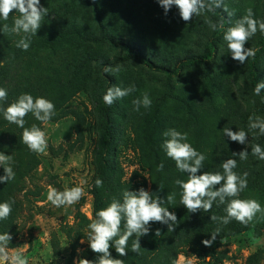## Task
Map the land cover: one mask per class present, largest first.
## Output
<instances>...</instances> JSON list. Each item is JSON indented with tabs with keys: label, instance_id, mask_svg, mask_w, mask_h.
Instances as JSON below:
<instances>
[{
	"label": "rangeland",
	"instance_id": "rangeland-1",
	"mask_svg": "<svg viewBox=\"0 0 264 264\" xmlns=\"http://www.w3.org/2000/svg\"><path fill=\"white\" fill-rule=\"evenodd\" d=\"M224 2L234 15L230 18L221 9L225 24L213 59L184 68L171 77L149 70L135 58L116 62L131 46L155 64L173 70L181 59L207 53L215 31L205 20L218 24L217 18L203 13L185 22L175 5L165 13L158 0H49L40 2L49 12L31 42L61 30H77L85 38L71 37L54 50L40 51L17 48L22 33L2 32L5 23L13 25L18 12L13 10L7 21L0 18V64L21 82L23 93L50 100L56 112L47 124L34 116L29 121V127L35 124L46 133L48 147L44 154L34 153L36 166L25 177L23 207L16 222L17 234L13 236L15 245L8 246L10 252H22L28 264L98 260L101 254L91 250L86 236L94 219L92 191L96 187L95 154L102 137L103 96L112 86L135 85V92L109 106L114 125L111 162L115 173L99 188L104 190L106 207L113 198L122 199L124 190L144 188L165 201L163 206L175 213L177 224L169 232L168 225L150 222L149 233L139 238V253L131 251L135 235L128 241L126 256H120L110 242L112 258L125 264H264L261 213H257L246 231L213 241L204 252L184 243L187 212L180 203L182 189L175 181L187 180L188 174L180 172L162 148L166 130L174 128L187 133V142L206 156L197 175L222 172L223 161L236 159L234 171L248 173L247 188L238 198L256 199L264 207V160L251 154L256 144L264 148V135L248 127L249 116L264 118V98L255 95L250 86L251 58L244 64L233 60L223 39L224 31L248 7L253 9L255 19L264 20L263 0ZM261 35L258 31L245 48H258ZM117 64L121 66L119 72L104 73L105 66ZM258 78L264 82V50ZM12 88L10 85L9 89ZM144 93L149 95L151 107L135 111L132 101L142 98ZM224 127L246 131V142L231 141L223 134ZM244 150L249 152L247 160L232 156L233 152ZM161 162L164 168L158 171ZM75 186L84 189L77 203L55 207L48 201L50 188L63 191ZM169 193L175 194L171 204L166 201ZM157 229L160 236L155 234ZM209 256L210 262L206 259Z\"/></svg>",
	"mask_w": 264,
	"mask_h": 264
},
{
	"label": "clouds",
	"instance_id": "clouds-1",
	"mask_svg": "<svg viewBox=\"0 0 264 264\" xmlns=\"http://www.w3.org/2000/svg\"><path fill=\"white\" fill-rule=\"evenodd\" d=\"M159 4L167 13L173 5L179 9V15L185 22L190 21L194 16H201L204 12L215 13L218 9H222L232 17L234 12L229 11L224 0H158ZM19 13L14 19L11 27L7 23L3 25V33L23 34L21 39L16 43V47L27 51L31 45L33 36L42 25V21L47 16L49 10L40 4V0H0V18L7 21L10 13ZM255 14L251 7L246 8L245 14L235 21L233 26L224 31L223 39L227 42L228 51L231 58L244 64L249 58H255L259 48H245V44L258 31L264 34V20L254 18ZM212 31L224 29V20L213 23L211 20H205ZM3 65L0 64V67ZM120 65L115 67L105 66L104 73H116L120 71ZM261 89H264V82H258L254 88V94L259 96ZM136 91L135 85L127 88L112 86L107 89L103 96L106 105L111 106L114 102L122 99ZM8 97L7 90L0 87V102L6 101ZM134 110L139 111L141 107L150 108L152 101L147 93L142 98L132 101ZM0 112L9 123L23 129L22 142L28 149L37 154H44L48 144L46 133L40 127L33 124L30 128L25 127V117L31 113L36 120L47 124L53 116H55V105L44 97L34 98L31 94L23 93L19 95L17 100L6 108L0 107ZM249 129L258 130L260 135H264V118L259 116H249ZM223 134L233 142L244 144L248 133L242 129L232 131L229 127H224ZM163 135L166 139L163 141L162 148L167 157L175 162L176 168L187 173V180L177 179L175 181L181 189L180 203L188 210L195 213L198 210L208 212L212 209L214 202L221 205L226 204L224 216H211V221H218L227 225L235 220L245 226L254 220L257 213L264 214V207L256 199H239V194L247 188L248 173L242 175L234 171L237 167V160L229 158L222 162V172H204L197 175L198 171L204 167L206 156L197 151L188 141V134L181 133L174 128L166 130ZM251 154L259 160H264V148L259 144L251 148ZM241 161L247 160L249 152L244 150L239 153H232ZM12 155H5L0 152V166H3L5 175L0 176V183H7L15 178L13 168L10 166ZM164 164L161 162L157 170L162 171ZM219 185V188L216 186ZM96 187H102L103 181L96 179ZM162 188V186H160ZM84 195V189L80 186L65 188L58 191L50 188L47 193V199L55 207L65 205H73L77 203ZM175 194L169 193L166 197L167 203L174 202ZM13 201L0 203V220L7 219L12 212ZM158 196H154L144 188L138 191L122 192V199L113 198L107 207L100 209L95 213V219L91 220L88 225L87 241L89 247L95 253L101 254L96 261L88 259H78L74 264H125L121 259H114L109 251L110 242L114 243L115 250L120 256L127 255L128 241L135 235L131 251L139 253L141 249L139 238L149 233L150 222H159L168 225V231H174L177 224L175 213L170 212L168 207L163 206ZM123 225V228H122ZM220 229L217 228L211 233V239H205L202 243L206 247H211L213 241L219 234ZM156 236H160V230H156ZM12 239L8 232L0 234V261H6L7 264H28L27 258L20 251L10 252L8 244ZM84 241L82 240L81 243ZM209 262L211 256L206 258ZM175 264V262H173Z\"/></svg>",
	"mask_w": 264,
	"mask_h": 264
},
{
	"label": "trees",
	"instance_id": "trees-1",
	"mask_svg": "<svg viewBox=\"0 0 264 264\" xmlns=\"http://www.w3.org/2000/svg\"><path fill=\"white\" fill-rule=\"evenodd\" d=\"M49 0H40V2ZM215 18L220 22L221 18L224 20V14L221 9H218L214 14L209 12H204ZM263 16H264V0H263ZM223 29H218L214 32L212 38L207 45V53L204 55H194L181 59L174 69H168L164 66H160L146 58L142 53L134 47L127 46L125 48V56L118 59L116 63L125 62L132 58L138 60L140 64L148 68L151 71L163 73L168 77L173 75H179L184 68L191 66H200L213 59L216 42L218 37L222 34ZM84 39L81 33L77 30H61L59 33H47L44 36L31 42L30 47L35 51L51 49L54 50L58 47L61 42L71 38ZM259 51L256 53L255 58H251L249 62L248 72L250 86L254 91L256 83L260 82L258 78V64L260 60V55L264 50V34L261 35L258 42ZM11 85V90L9 89ZM0 87L7 90L8 97L6 101L0 102V107L6 108L11 103L15 102L19 95H21L24 90H22V84L14 77L12 78L8 69L5 66L0 67ZM264 98V89H261V94ZM33 115L29 113L25 117V127L30 128L29 121L32 120ZM22 132L23 129L16 126L13 123H9L4 119L3 113L0 112V152L5 155H12V161L10 166L13 168L15 173V178L8 181L7 183H0V203L6 201H15L12 205V212L7 219L0 220V234L8 232L12 239L9 241L8 246H14L15 240L13 236H16L17 230V219L19 213L22 211V193L24 190V180L27 174L35 168L36 157L34 152L30 151L28 147L22 142ZM114 150V125L110 118V107L104 105L102 108V137L100 146L95 154L96 160V179H101L104 184L109 176L115 173V167L111 162V157ZM5 175L3 166H0V176ZM115 189V187H112ZM94 204H93V216L95 213L102 208L106 207L104 190L95 187L92 191ZM238 198V197H237ZM226 204H219L218 201L214 202L213 207L210 211L204 212L203 210H198L195 213L188 212L186 209V215L184 218V240L185 244H189L192 248L199 251H206V246L202 243L205 239H211V233H213L217 228L220 229L219 234L216 236V240L229 239L235 235L241 234L248 229V225L245 226L235 220H232L227 225L221 224L218 221H211V216H224ZM16 233V234H15ZM14 240V241H13ZM112 243V242H111ZM114 244V243H112Z\"/></svg>",
	"mask_w": 264,
	"mask_h": 264
}]
</instances>
